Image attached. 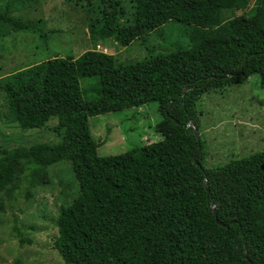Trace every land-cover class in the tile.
Wrapping results in <instances>:
<instances>
[{"label":"trees","instance_id":"obj_1","mask_svg":"<svg viewBox=\"0 0 264 264\" xmlns=\"http://www.w3.org/2000/svg\"><path fill=\"white\" fill-rule=\"evenodd\" d=\"M100 2V19L87 27L92 46L109 39L144 44L171 22L184 26L186 46L148 48L146 59L119 64L91 49L6 77L12 121L30 130L56 118L61 140L0 149V196L42 186L49 166L70 165L77 195L60 209L53 243L64 264H264V150L206 168L193 130L203 94L253 75L264 84V0L226 21L222 10H244L249 0H133L127 25L119 0ZM8 11L0 13V37L46 38ZM151 102L161 115L154 127L161 141L98 156L87 119Z\"/></svg>","mask_w":264,"mask_h":264},{"label":"rangeland","instance_id":"obj_2","mask_svg":"<svg viewBox=\"0 0 264 264\" xmlns=\"http://www.w3.org/2000/svg\"><path fill=\"white\" fill-rule=\"evenodd\" d=\"M99 2L0 0V13L7 8L9 16L29 21L47 35L40 38L38 32H9L0 37V149L39 144L54 147L61 140L60 132L54 128L56 118L49 119L42 128L30 130H22L12 121L2 89L6 77L53 58L75 59L91 49L112 55L119 64L146 59L148 48L166 53L173 44L186 46L181 36L184 26L175 22L148 34L144 44L136 40L123 46L116 39H109L92 46L87 27L89 21L100 19ZM119 4L124 13L120 22L127 25L133 18V0H119ZM252 8L253 0H249L244 10H222L220 20L250 13ZM256 19L254 14L252 21ZM80 86L86 88L89 83L81 82ZM195 112L197 129L193 127V130L202 142L204 167L224 165L264 150V84L257 76L248 77L243 84L203 94ZM160 119L156 103L151 102L138 108L90 117L87 121L90 135L98 144L96 153L104 157L161 141L162 137L154 129ZM76 195L77 185L70 165L60 162L47 168L46 184L21 187L10 200L0 196V264H64L53 245L57 236L56 218L60 209L68 206ZM16 231L28 242L19 244Z\"/></svg>","mask_w":264,"mask_h":264},{"label":"water","instance_id":"obj_3","mask_svg":"<svg viewBox=\"0 0 264 264\" xmlns=\"http://www.w3.org/2000/svg\"><path fill=\"white\" fill-rule=\"evenodd\" d=\"M196 139H197V141H198V137H197V136H196ZM213 215H214V218H215V222H216L217 224L221 225V224L216 220V213H215V212H213Z\"/></svg>","mask_w":264,"mask_h":264}]
</instances>
